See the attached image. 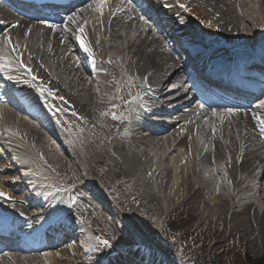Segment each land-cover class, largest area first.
<instances>
[{
	"label": "bare ground",
	"instance_id": "6f19581e",
	"mask_svg": "<svg viewBox=\"0 0 264 264\" xmlns=\"http://www.w3.org/2000/svg\"><path fill=\"white\" fill-rule=\"evenodd\" d=\"M149 1L155 6L167 3L166 20L180 24L181 34L199 38L211 49L203 55L224 50L232 61L258 55L264 59V0ZM97 4L98 0H86L68 7L61 21L49 17L46 25L25 20L15 27L12 16L0 13V21H7L0 28L4 83L20 100L41 110L49 127L44 130L10 106L0 107V192L10 197L0 199V222L16 223L26 235L10 257L0 250V264H88L96 244L89 247L83 223L70 227L67 218L73 212L95 226L106 211L115 230L126 238L116 240L119 246L151 248L137 240L129 244L124 212L138 216L125 193L118 192L115 202L126 211L105 197V208L95 209L98 219L81 201L65 204L61 191L43 181V168L64 177L66 186L77 183L75 190L92 207L83 191L88 184L83 173L90 175L98 168L106 183L118 181L124 189L133 185L142 202L156 205H143V212L149 213L145 218L163 215V207L190 205L202 218L220 225L228 220L232 233L241 229L250 247L264 253V96L257 98V109L233 101L207 111L197 103L199 93L187 86L186 68L166 51L162 37L137 29L139 15L128 9L126 0H107L102 12ZM78 35L89 51L81 48ZM149 117H155L158 130L137 136ZM204 166L210 173H203ZM141 187L147 195L139 192ZM97 194L94 188L92 200ZM74 235L81 246L76 247ZM115 247L111 260L126 264L128 256ZM78 248L87 257H78ZM42 252L46 255L41 257ZM152 252L153 264H190L181 258L166 261Z\"/></svg>",
	"mask_w": 264,
	"mask_h": 264
},
{
	"label": "rangeland",
	"instance_id": "374dc122",
	"mask_svg": "<svg viewBox=\"0 0 264 264\" xmlns=\"http://www.w3.org/2000/svg\"><path fill=\"white\" fill-rule=\"evenodd\" d=\"M133 31L135 30L133 29ZM25 36H27V34ZM195 41L199 49H202V51L209 49L204 48L206 46L201 41H199V38ZM200 43L202 44L199 45ZM202 46L203 48H201ZM223 53L224 54L220 52L216 56L220 59H226V57L229 58L230 54H226L224 50ZM104 61L105 58L103 59V62ZM93 86L97 85L93 84ZM1 149H3L4 151L6 148L3 146V148ZM12 167L17 168L15 165H13ZM99 169L101 170L102 167H100ZM204 169L206 170V172L205 170H203L204 174L210 173V171L207 170L205 166ZM97 170L98 168L95 169V171L90 175L85 174L84 176L83 173V178L88 180L87 187H85L83 191L85 194L89 195L90 201L93 202L95 207L90 206L89 201L85 202L84 200H82V198H80L78 191L75 190V188L77 187V183L71 182L68 186H66V180L64 177H58L55 173L48 171L46 168H43V172H39V174L43 175V177L45 178H43V181L45 183H47L48 185H55L58 190L56 188L55 189L57 191H61L65 204H69L75 200L79 202L81 201V203L85 205V207H87L92 212H95L94 215L97 216L98 219H101L97 211L98 207L100 206L101 208H105L103 199L106 198L110 199L115 204L116 208L122 210V212L126 211V207H122L123 205L121 203L119 204L118 201L115 202V195L118 194V192L121 191L125 193V199H129V204L130 206L132 205L133 212L138 216L134 217L131 213L126 214L124 212V218L126 219H124V222L127 224L129 229L125 231V233L131 240L129 244H132V242H135V240H140L145 243V245H150L157 256L159 255L165 260L167 259V261L174 259L178 260L181 258L183 260H187L190 264H245L248 257L252 260H259L260 264H264V253L257 252L255 249L250 247L241 229L235 230L232 233L228 220H224V223H221V225L218 222L217 224L216 221H212L209 218H202L200 215L198 216L197 214H194L192 206H186L182 204L181 206L173 205L171 207H163V215H160L158 217L149 216V218H145L149 215V213L143 212V205H145L147 208H151L153 206L155 207L156 205L153 203L149 204L145 201L142 202L141 198L134 193L135 191L133 192V185L129 186L128 191L127 188L124 189V187H119L120 185L118 181H114V183L112 182L111 184L106 183V178L99 177ZM13 173L18 172L15 171ZM94 188L95 191L99 194H97V200H92V195L94 196ZM151 188L152 187H150L149 189L150 191ZM226 190H228V192L230 193L232 192L231 187L228 189L226 188ZM139 192H141L143 195H147V189L145 190L142 187L139 189ZM166 209H168L169 211ZM139 213H142L141 216ZM139 217H144L146 220L143 221ZM102 219V221L99 220V224H96L97 226H90L87 223L86 219L84 217H81V215L78 213L73 212L72 216L69 215L67 218L70 227H73L76 224L83 223L82 225L84 227L82 226V228L87 230V233L90 235H88L90 243H92L93 245L96 244L95 249L97 252L94 253V255L90 256L88 264H95L98 259H102V257L109 253L108 250H110L111 252L113 248L115 249L116 247H114V243H120V241L116 240L124 241V239H126L120 232L115 230L116 228L113 225L112 219L109 217L106 211L105 216ZM108 220L110 221V223L108 222ZM169 223L172 227V229L170 228V230ZM90 228L92 229V233L90 232ZM104 240L108 241L107 246L102 243ZM96 241L97 243H95ZM74 243L76 244V247L79 246V240L75 239ZM66 244L68 245V242ZM76 252L78 257H87L86 255H83V251L80 248H78ZM6 253L7 252H5L4 254ZM45 253L46 252H42L39 255L42 257V255H46Z\"/></svg>",
	"mask_w": 264,
	"mask_h": 264
},
{
	"label": "snow or ice",
	"instance_id": "6c2138e0",
	"mask_svg": "<svg viewBox=\"0 0 264 264\" xmlns=\"http://www.w3.org/2000/svg\"><path fill=\"white\" fill-rule=\"evenodd\" d=\"M106 3H107V0H98L97 11H101V12H102L103 7L106 5ZM180 7L183 8V7H185V6H184V5H180ZM48 27H49V28H52V27H56V26H55V25H51V24H49ZM65 30H67V26L65 27ZM80 31H81V33H82V32H83V29H80ZM6 39H7V43H8V45H9V46H12L11 38H10V37H7ZM76 39H77V41L80 43L81 48H83L86 52L89 51V49L87 48V46H86V44L84 43V41H83V39H82L81 36H79V35L76 36ZM12 49H13V51H15L14 46H12ZM17 59H19V57H18ZM21 67H25V66L23 65V63H21ZM26 70L29 72V74H31V70H30V69H26ZM33 79H35V77H33ZM42 92H43V90H42ZM0 199L9 200L10 197H8L5 193L0 192ZM102 243H103L104 245H106V246L108 245V241H107V240H104Z\"/></svg>",
	"mask_w": 264,
	"mask_h": 264
},
{
	"label": "trees",
	"instance_id": "16d2710c",
	"mask_svg": "<svg viewBox=\"0 0 264 264\" xmlns=\"http://www.w3.org/2000/svg\"><path fill=\"white\" fill-rule=\"evenodd\" d=\"M170 228L172 229V227H171V225L169 223V230H170ZM259 262H260L259 260L258 261L257 260H252V259H249L247 257V260H246L245 264H260Z\"/></svg>",
	"mask_w": 264,
	"mask_h": 264
}]
</instances>
